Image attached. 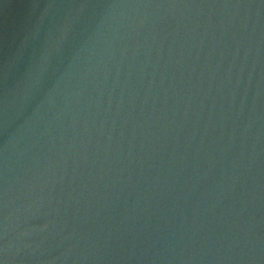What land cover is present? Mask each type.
I'll list each match as a JSON object with an SVG mask.
<instances>
[{
    "label": "water",
    "instance_id": "obj_1",
    "mask_svg": "<svg viewBox=\"0 0 264 264\" xmlns=\"http://www.w3.org/2000/svg\"><path fill=\"white\" fill-rule=\"evenodd\" d=\"M0 264H264V0H0Z\"/></svg>",
    "mask_w": 264,
    "mask_h": 264
}]
</instances>
